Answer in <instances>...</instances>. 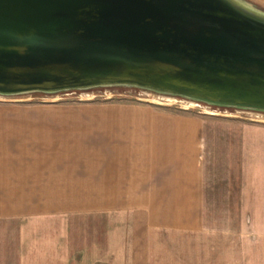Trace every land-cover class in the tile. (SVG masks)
<instances>
[{
  "label": "crops",
  "instance_id": "0c3cea01",
  "mask_svg": "<svg viewBox=\"0 0 264 264\" xmlns=\"http://www.w3.org/2000/svg\"><path fill=\"white\" fill-rule=\"evenodd\" d=\"M7 112L24 110L0 109V264H264L258 117L103 102L38 128Z\"/></svg>",
  "mask_w": 264,
  "mask_h": 264
},
{
  "label": "water",
  "instance_id": "95a60500",
  "mask_svg": "<svg viewBox=\"0 0 264 264\" xmlns=\"http://www.w3.org/2000/svg\"><path fill=\"white\" fill-rule=\"evenodd\" d=\"M133 86L264 110V13L240 0H0V94Z\"/></svg>",
  "mask_w": 264,
  "mask_h": 264
},
{
  "label": "rangeland",
  "instance_id": "374dc122",
  "mask_svg": "<svg viewBox=\"0 0 264 264\" xmlns=\"http://www.w3.org/2000/svg\"><path fill=\"white\" fill-rule=\"evenodd\" d=\"M240 1L264 13V0ZM103 102H152L166 109L253 116L258 117V124H264V110L215 105L180 95L133 86L116 85L54 93L0 94V109L24 110L22 113L7 112V116L1 117L2 119L8 123L37 125L38 128H48V126L52 128L53 125L69 127L73 124L80 125L86 121L87 117L79 112L83 109H94L96 105Z\"/></svg>",
  "mask_w": 264,
  "mask_h": 264
}]
</instances>
